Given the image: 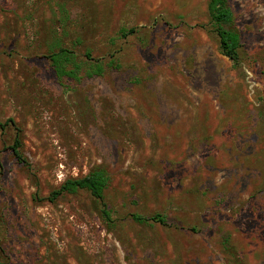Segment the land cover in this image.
Masks as SVG:
<instances>
[{
	"label": "rangeland",
	"instance_id": "1",
	"mask_svg": "<svg viewBox=\"0 0 264 264\" xmlns=\"http://www.w3.org/2000/svg\"><path fill=\"white\" fill-rule=\"evenodd\" d=\"M207 3L0 0L2 264H264V0H227L237 61ZM94 168L110 220L48 200Z\"/></svg>",
	"mask_w": 264,
	"mask_h": 264
},
{
	"label": "trees",
	"instance_id": "2",
	"mask_svg": "<svg viewBox=\"0 0 264 264\" xmlns=\"http://www.w3.org/2000/svg\"><path fill=\"white\" fill-rule=\"evenodd\" d=\"M207 10L213 23L214 31L217 34L221 52L230 59L237 61L238 50L241 44L238 32L232 27L233 13L227 0H208ZM133 31L134 29L131 28L126 33ZM68 53L66 49L61 48L51 56H56L53 61L58 64L59 60H66L69 56ZM8 123L15 125L14 120L8 118L4 122L0 121V127L3 128ZM20 145V138L16 134L9 148L18 160L25 162L20 152ZM106 185L107 175L105 171L101 168H94L83 177L67 178L57 189L50 192L48 200H54L63 192H74L79 188L86 189L100 203L101 216L104 220L108 221L111 217L110 209L104 202V189ZM131 217L139 222L151 221L162 225L167 224L166 216L158 211L145 216L138 213H131ZM0 264L2 263L0 262Z\"/></svg>",
	"mask_w": 264,
	"mask_h": 264
}]
</instances>
